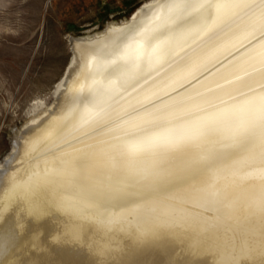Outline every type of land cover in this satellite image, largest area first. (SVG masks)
Instances as JSON below:
<instances>
[{"label":"snow or ice","instance_id":"1","mask_svg":"<svg viewBox=\"0 0 264 264\" xmlns=\"http://www.w3.org/2000/svg\"><path fill=\"white\" fill-rule=\"evenodd\" d=\"M112 31L111 46L100 60L94 86L87 95L81 86L68 112L76 117L75 128L86 126L79 137H72L75 143L91 148L83 141L101 137L95 143L105 146L99 153L106 170L102 181L93 186L105 192L97 204L100 218L118 223L120 218L104 213L116 208L137 209L175 197L205 177L194 202L214 215L189 214L196 215L205 230L227 221H235L237 226L229 229L232 236L227 239L198 234L190 243L196 247L223 246V264H238L240 257L264 264V0H156L139 21ZM86 33L96 34L91 26ZM86 33L61 31L49 47L57 53L69 47L74 50ZM190 34L201 39V48L186 53L160 87L132 96L129 89L136 92L141 82L147 84L153 79V73L159 75L174 41ZM223 51L227 55L217 59ZM173 64L175 60L168 66ZM217 65L231 72L253 66L260 83L243 84L248 95L237 93L243 96L240 101L225 104L211 95L221 85L208 81L215 75L231 83ZM243 74L249 75L246 71ZM63 75L70 77L67 71ZM67 88L66 82L64 90ZM228 99L235 98L228 95ZM129 122L135 131H121ZM31 131L34 129L29 127L27 132ZM0 159L10 162L3 154ZM248 181L260 182L256 194L228 199L230 184ZM240 204L249 210L243 221L234 216ZM174 223L188 221L181 218ZM133 237V264H166V249L176 245V238L162 232L137 230ZM229 247L233 252L239 248L240 256L227 252ZM17 248L5 245L4 260ZM46 264L80 262L53 249Z\"/></svg>","mask_w":264,"mask_h":264},{"label":"bare ground","instance_id":"2","mask_svg":"<svg viewBox=\"0 0 264 264\" xmlns=\"http://www.w3.org/2000/svg\"><path fill=\"white\" fill-rule=\"evenodd\" d=\"M155 2L156 0H143L129 16L121 19H109L105 24L108 26L107 31H105L104 26L95 31V35L86 33L82 40L77 42L75 49L71 50L73 55L65 70L70 73L71 78L68 75H63L56 83L55 91H52L56 101L59 97L58 102L55 101V107L49 105L45 98L34 103L30 109L29 121L26 126L27 129L32 127L34 131L27 132L25 130L27 135L22 132L20 138H16L12 149L6 155L10 162H0V166L4 167L0 172V195H6L9 203L19 196H24L37 209L42 210L46 203L53 202L58 203L66 210L79 212L90 219L100 215L101 209L97 207V204L103 199L105 192L102 188H94L93 186L102 181L103 173L106 170L104 158L99 153V149L105 146L95 143V140L101 139V137L83 141L84 144L92 145L91 148H84L81 144L75 143L72 137H79L80 131H85L86 126L75 128L76 117L75 115L69 116L68 112L72 108L81 86L85 95L94 86L93 79L98 75L100 60L107 48L111 46V38L114 35L112 29H119L124 24L139 21ZM201 46L202 41L197 39L195 34L176 39L171 46L170 58L163 66L164 70L159 75L153 73V79L149 80L147 84L141 82L142 87L138 88L136 92H131L129 89L131 95L136 96L147 89L160 87L161 82L165 81L176 70L177 65L181 63V58L185 57L186 53L190 55L192 50H199ZM172 53L175 55H171ZM226 55L227 51H223L218 54L217 59ZM94 57L95 59H93ZM172 60H175L176 64L170 68L168 65ZM232 62L236 63L237 61ZM252 67L246 65L241 71L231 72L217 65L219 72L223 73L225 79L230 80L231 83H224V80L218 79L215 75L208 77L209 82L221 85L219 89H214L211 95L218 96L228 105L240 101L243 96L248 95L243 84L254 82L253 86H255V84L260 83L256 73L252 72ZM245 71L249 75L245 76L243 74ZM235 77H240V79L237 80ZM66 82L68 88L65 91ZM225 93L235 99L229 100ZM237 93H241L243 96ZM205 95L209 94L206 93ZM121 103L123 104V101ZM222 106L218 105V107ZM132 123L122 125L120 130L134 132ZM65 141L71 143L72 147L68 148L64 143ZM57 145L60 147L58 148ZM187 151L184 150V152ZM12 157L15 159L11 160ZM204 181L205 177L198 178L175 197L150 202L137 209L121 210L116 208L105 212L104 215L120 218L117 224L132 233L137 230H144L147 234L162 232L169 237L176 238V245L167 248L165 251L166 264H223L221 259L225 255L223 246L220 248L207 245L196 247L190 243L192 237L198 234H203L205 237L215 235L221 240L227 239L232 236L229 229L237 226L235 221H227L215 228L205 230L203 223L197 219L196 215L189 214L214 215L205 213L194 202L198 196L197 190ZM259 185V181L230 184L227 197L228 199L236 197L243 199L256 194L259 191ZM5 189H7L6 193ZM248 211L243 204H240L235 210L234 216L243 221L244 217L248 215ZM57 218V216L45 218L39 225L30 221L28 230L24 235H20L16 228V217L10 214L3 223H0V257L3 258L5 245L9 248L18 245V248L6 260L14 261L15 257L23 256V260L27 264L31 257L25 253L30 250L32 228L43 227L46 231V239L47 232L55 229L54 221ZM181 218L186 219L188 223L183 225L174 223ZM53 249L61 256L70 255L80 264H91V258L84 248L64 244L53 246ZM227 252L234 256H240L239 248L233 252L229 247ZM46 259L47 257L44 264H46ZM251 261L246 257H240L238 264H250Z\"/></svg>","mask_w":264,"mask_h":264},{"label":"rangeland","instance_id":"3","mask_svg":"<svg viewBox=\"0 0 264 264\" xmlns=\"http://www.w3.org/2000/svg\"><path fill=\"white\" fill-rule=\"evenodd\" d=\"M142 1L4 0L0 4V28L10 29L0 31V154L7 155L16 138L27 131L34 103L41 98L49 105L56 101L52 91L73 51L69 47L57 53L49 42L61 31L86 33L89 26L97 31L109 19L129 16ZM3 169L0 166V172Z\"/></svg>","mask_w":264,"mask_h":264},{"label":"clouds","instance_id":"4","mask_svg":"<svg viewBox=\"0 0 264 264\" xmlns=\"http://www.w3.org/2000/svg\"><path fill=\"white\" fill-rule=\"evenodd\" d=\"M4 0H0V4ZM0 31H10L0 28ZM7 189H5V193ZM0 223L10 214L16 217V228L20 235L30 227L31 221L39 225L45 218L57 216L56 227L47 232L43 227L32 228L30 233V250L25 255L31 257L27 264H44L53 246L64 244L86 249L91 264H133L132 249L136 243L133 233L117 223H109L98 215L94 219L87 218L76 211H69L58 203H46L43 209L32 206L27 197L19 196L9 203L6 195H0ZM19 251V250H18ZM35 253V256H33ZM0 264H25L23 256L15 257L14 261L0 257ZM250 264H259L251 261Z\"/></svg>","mask_w":264,"mask_h":264}]
</instances>
